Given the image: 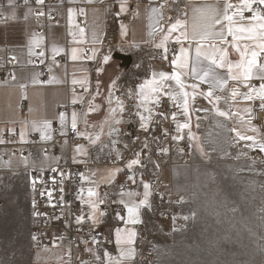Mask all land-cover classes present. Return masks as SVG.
Listing matches in <instances>:
<instances>
[{"label":"crops","instance_id":"0c3cea01","mask_svg":"<svg viewBox=\"0 0 264 264\" xmlns=\"http://www.w3.org/2000/svg\"><path fill=\"white\" fill-rule=\"evenodd\" d=\"M55 2L59 17L55 22L45 26L42 31L37 30L34 9L30 5H21L14 0V6L10 7L8 0L0 2L2 15L0 19V137L4 133L13 134L18 131L19 143L33 146L37 151L35 157H20L13 154L9 147L3 148L2 154L4 153L7 159L0 158V199L12 205L14 200H27L30 237L33 242L31 173L54 167L61 162H78L88 158L92 146L89 144L70 146L67 135L71 129L77 128L80 135L87 137L91 134L94 124L106 125L104 121L108 117L104 112V106L100 108L101 110L94 106L103 99L99 94L107 92L110 83L122 68L120 61L114 58V55L119 53V49L122 54L131 55L133 58L129 70L126 71L127 74H119L118 81L124 85V93L125 91L136 93V99L132 101L138 112L145 117L150 116V119L152 117L156 103L148 104L151 113L145 112L138 105L140 86L146 81H151L155 74L156 80L164 87H169L172 96H176L175 100L172 99L173 104L181 110L182 120L188 125L179 129L191 136L192 143L199 140L206 155H212L216 151L223 153V156L232 155L239 161L248 160L260 151L259 145L264 144V130L251 119L252 109L256 105L264 106V101L259 98L262 82H256L260 80L262 74L259 65H264V59H261V54L264 52H260L255 47L259 39H248L250 35L248 32L235 33L237 38H234L233 35L228 34L227 21L216 25L215 28L207 29L213 33L223 31V38L210 36L207 40L199 39L200 33L206 30L210 21L197 9L209 7L222 9L226 3H231L234 7L229 9L228 14L240 12L244 17L241 19L240 15L233 16L234 28H250L257 25L258 21L252 19L256 11L243 9L242 0H184L185 14L181 16L168 0H146L135 5L132 10V0H55ZM154 8L158 10L156 13L152 11ZM128 13L131 14L129 17ZM111 17L116 22L114 25L110 21ZM177 20L181 21L182 26L172 30V25ZM259 31L257 28V35ZM184 33H187V38ZM165 37H168L167 40ZM162 42L163 47H157ZM201 44H203L201 55L197 57L196 50ZM245 45L249 46L247 50ZM86 46H90V49L87 50ZM213 49L216 50V57L224 64L223 67L214 68L222 82L215 86L200 79L201 69L206 68L209 63L204 56L211 54ZM36 50H40L41 53L40 64L34 61ZM245 51L247 56L243 57L241 53ZM252 51L258 53V66L252 67L251 78L245 79L244 66L237 67V65L245 59L250 60ZM8 55L13 57L14 68L9 77H2V72L8 66L6 62ZM106 56L109 57L107 61L104 59ZM59 57L63 58L62 61L58 60ZM229 67L232 69L231 72L228 70ZM146 68L147 76L141 81L134 82L133 73L138 75ZM45 71L48 73L46 79L43 78ZM160 73H165L168 77L180 73L181 80L189 86L184 89L189 93L187 112L184 111V98L179 94L180 89L175 80H160ZM233 76L237 78L233 79ZM192 84H197L198 87L192 89L190 87ZM79 89L83 91L78 92ZM209 91L213 93L211 97L207 96ZM233 92L236 93L235 96L232 95ZM160 93L152 95L159 96ZM246 96L252 98L246 99ZM221 112L227 115H220ZM150 119L141 123L147 125ZM55 128L57 135L54 134ZM237 133L240 136L253 137L254 140H242ZM32 135L36 136L35 141H31ZM176 137H180V133ZM106 140V137L100 139L99 144L100 142L103 144ZM45 148L51 149L52 153L45 155L43 152ZM195 151V143H193L194 155ZM192 164L171 167L162 175L166 193L170 195L169 203L163 207L152 209L151 190L150 199L146 203H142L144 201L142 190L134 194L125 190L127 193L124 192L125 195L115 202L123 206L126 204L132 206L131 204L138 202L139 211L138 213L134 211L131 220L129 217L125 218L123 226L115 229L113 253L106 252L104 259H99L98 263L93 261L88 264H139L140 244L146 234L156 240L169 236L175 225L167 222L166 225L156 220L155 216L166 211L175 212L178 209V204L182 200L180 195L186 194L179 186L182 182L179 175L189 171L190 167L186 166ZM117 176L118 179L108 184H100L96 189H93L92 182L84 183L83 195L92 190L93 196L98 197L93 214L87 213L91 218L97 219L108 201L103 202L102 199L104 186L107 185L109 193L111 192L107 194L108 198L115 193L117 182L120 181L119 170ZM123 183L124 181L120 182L122 185ZM145 183L150 185L148 181ZM84 211L86 212L85 207ZM140 225L145 228L142 233L138 232ZM160 229L163 234L157 231ZM117 231L120 233V243H117ZM129 239L131 243L128 242ZM36 248L37 246L32 251L31 264H35ZM46 248L45 252L42 251L43 261L39 264H72L67 247L54 245Z\"/></svg>","mask_w":264,"mask_h":264},{"label":"built area","instance_id":"2783aa9c","mask_svg":"<svg viewBox=\"0 0 264 264\" xmlns=\"http://www.w3.org/2000/svg\"><path fill=\"white\" fill-rule=\"evenodd\" d=\"M3 2V0H0ZM21 5H30L34 9L37 30L42 31L45 26L55 22L59 12L55 0H17ZM146 0H132L131 10L135 5ZM179 11L185 14L184 0H168ZM64 5H67L64 3ZM253 11L264 12V5H253ZM131 14L128 13V17ZM175 15V14H174ZM2 15L0 13V19ZM110 21L114 25L112 17ZM85 25V23H83ZM89 50L90 46H86ZM118 49V48H117ZM121 53V50H118ZM40 50H36L34 61L40 64ZM264 59V53L261 54ZM62 57L58 60L62 61ZM6 69L2 77H9L13 67V57H6ZM92 63V62H91ZM90 63V66H91ZM124 73H127L126 71ZM48 73H43L46 79ZM125 78V74H124ZM264 83V80H256ZM119 88H124L121 83ZM79 89L78 92H82ZM118 95H120L118 93ZM118 95H113L108 109L111 119L110 131L107 133L108 144H99L97 130L90 133V137L80 135L79 129H71L67 135L70 146L91 145L88 158L78 162H61L54 167L31 173L30 203L32 209L31 232L37 247H52L60 245L68 248L69 259L72 264H88L95 259H104V254L113 253L115 249L114 231L122 227L126 216L125 206L108 200L97 219L91 218L84 211L82 203L83 185L85 178L96 179L97 169L101 167H115L119 170L122 181L133 179L140 183H150L152 198L150 205L153 210L169 203V194L164 188L162 175L173 166L193 163L195 155L189 134L181 131L178 126L183 123L182 112L171 102V89L164 87L163 93L158 96L152 117L147 123V129L141 127V120L133 101L124 103V111H119ZM117 109L113 115L110 109ZM175 115V119H173ZM119 119V124L115 121ZM251 119L264 130V106L256 105L251 112ZM107 132V131H106ZM180 133L178 139H174ZM57 135V129H54ZM36 136H31L35 141ZM18 131L13 134L4 133L0 137V158L7 159L2 154L4 147L20 157H35L37 151L33 146L21 145ZM58 152V149L56 148ZM45 155L52 153L51 149L43 150ZM138 159L139 163L128 167L132 160ZM142 187V186H141ZM140 187V191L142 188ZM168 221L175 219L174 211L160 213ZM78 223V218H81ZM175 225L180 227L182 221L176 220ZM145 230L143 225L138 227V232Z\"/></svg>","mask_w":264,"mask_h":264},{"label":"rangeland","instance_id":"374dc122","mask_svg":"<svg viewBox=\"0 0 264 264\" xmlns=\"http://www.w3.org/2000/svg\"><path fill=\"white\" fill-rule=\"evenodd\" d=\"M127 70L129 69L121 68L107 92L99 94L104 100H99L94 107L101 110L104 106L106 117L113 95L119 93V101L123 104L136 99V93L125 91L127 95L124 93L125 89L118 86L121 84L118 81L119 74ZM147 70L143 69L138 75L133 73L134 82L143 80L148 74ZM104 123L106 125L98 123L91 128L99 130V139L106 137L110 131L111 119L108 117ZM193 143L196 150L194 162L186 166L190 167L189 171L179 175L182 178L179 186L186 194L180 195L182 200L179 204L176 202L179 206L175 211V219L168 221L162 215L155 216L160 222L175 225L176 220H179L183 225H175L169 236L162 239H152L146 234L140 244L139 264H264V152L257 151L250 159L237 161L232 155L223 156V153L216 151L212 155H206L199 140ZM96 173V179L84 180V183L92 182L93 189L118 179V170L115 167H101ZM120 182L121 179L117 182L115 193L109 198L107 194L111 192L109 193L107 185L104 186L103 202H115L127 192H140L141 186L144 196L145 181L141 186L133 179L124 181L123 185ZM150 190L149 188L148 201ZM97 198L89 196L88 193L82 196L86 213L93 214ZM131 205H125L127 219L128 207L134 208L136 213L139 211L138 207L140 208L138 202ZM157 231L163 234L161 229ZM33 243L30 237L27 200L17 199L12 205L0 199V264H31L32 251L36 247ZM36 249L34 263L39 264L43 261L47 248ZM94 261L98 263L100 260Z\"/></svg>","mask_w":264,"mask_h":264},{"label":"snow or ice","instance_id":"6c2138e0","mask_svg":"<svg viewBox=\"0 0 264 264\" xmlns=\"http://www.w3.org/2000/svg\"><path fill=\"white\" fill-rule=\"evenodd\" d=\"M25 3L28 2V0H24ZM38 3H43L44 0H37ZM8 4L9 6H14V0H8ZM264 5V0H242V7L243 9L247 10V11H253L252 6L253 5ZM234 7V5H232L231 3H226L223 8L221 9L220 7H209L207 9H197V11H200L202 13V15L205 16L206 19H208L210 21V23L207 25V28L204 32L200 33L199 35V39L201 41L203 40H207L210 36H220L221 38H223L224 33L223 31L217 32V33H213L207 29H211V28H215L216 25L218 24H223L225 21L228 22V34L229 35H233L234 38H237L235 36V33H244V32H248L250 33V35L247 37L248 39H259V43H257L255 45L256 48L259 49L260 52H264V13H261L260 11H256L255 15L252 17L253 20L258 21L257 25H254L250 28H243V27H233V16L235 15H240L241 19H243L244 17L242 16V14L240 12L237 13H233V15H229V9H232ZM123 10V8H122ZM153 13H156L158 10L157 9H152ZM178 26H182L181 21L177 20L175 24L172 25V30H175ZM259 29V33L257 35L256 29ZM185 36V38H187V33L183 34ZM168 37H165V40H167ZM193 38L195 39V35L193 36ZM157 47H163V42L160 45H157ZM245 50H247V48L249 47L248 45H245ZM203 48V44L200 45V47L197 48V57H199L201 55V49ZM182 52L184 51L183 49L181 50ZM223 51V50H220ZM216 50L213 49L211 54H205L204 59L207 60L208 66L206 68L201 69L202 75L200 76V79L206 83H209L212 86H215L216 84H220L222 83L219 79V77L217 76L214 68H219V67H223L224 64L222 62L221 59H218L215 55ZM241 55L243 57L247 56V51L242 52ZM257 55L258 53L256 51H252L251 52V59L247 60L245 59L244 61L241 62V64H238L237 67L240 66H244L245 68V72H244V78L245 79H250V71L251 68L254 66H258L257 65ZM105 61H107L109 59V57H105L104 58ZM259 67L261 68V72L262 74L260 75V79L264 80V65H259ZM229 72H231V67H229ZM160 80H171L174 79L176 82V85L178 86V88L180 89V93L183 98H184V102H183V107H184V111L187 112L188 108H187V103H188V96L189 93L184 91V89L186 87H189L187 85H185V83L181 80V75L180 73H176L174 76L172 77H168L167 74L165 73H160ZM233 79H236L237 77L233 76ZM190 87L192 89H196L198 87L197 84H192L190 85ZM164 89V85L160 84L159 81L156 80L155 74L153 75V79L151 81H146L144 84H142L140 86V104L138 105V107H142L144 109L145 112H149L151 113V109L148 107V104L150 102H154V103H158L159 99L158 96H153V93H160L161 91H163ZM213 95V93L211 91H209L207 93V96L211 97ZM233 96L236 95L235 92L232 93ZM246 99H251V96H246ZM259 98L261 99V101H264V83H262L260 85V89H259ZM171 99L175 100L176 96L173 95L171 96ZM111 103V100L109 101ZM117 104L119 106V111L123 112L124 111V106L122 101L117 100ZM117 109L113 108L110 109V112L114 115L116 113ZM137 115H139L140 120L143 122L146 119H150L149 117H145L143 114H141L140 112H137ZM220 115H227V113L221 112ZM173 119H175V115H173ZM121 121L119 119H117L115 121V123L119 124ZM45 127H47V125H45ZM73 127L75 128V122H73ZM142 128H145V130L147 129V125L145 123L141 124ZM188 127L187 124H183V125H179L178 128H186ZM237 135L240 137V139H249V140H254L253 137H244V136H240L239 133H237ZM179 137H174V139H178ZM97 139H99V137H97ZM255 144V141H254ZM260 147V151L264 152V144L259 145ZM139 160L135 159L132 160L130 162V164L128 165L129 168H131L133 165L138 164ZM144 188H145V193H144V201H142V203H146L147 202V198L149 195L148 189L150 188V185L148 184H144ZM89 196L93 195L94 193L92 192V190H89ZM128 213H129V218L131 220L133 213H134V208L132 207H128ZM80 220H82L81 218H78V223L80 222ZM129 243H131V240L129 239L128 241ZM117 243H120V233L119 231H117Z\"/></svg>","mask_w":264,"mask_h":264},{"label":"water","instance_id":"95a60500","mask_svg":"<svg viewBox=\"0 0 264 264\" xmlns=\"http://www.w3.org/2000/svg\"><path fill=\"white\" fill-rule=\"evenodd\" d=\"M114 58L120 61L121 67L125 69H129L133 61V58L131 55L122 54V53H116L114 55Z\"/></svg>","mask_w":264,"mask_h":264},{"label":"bare ground","instance_id":"6f19581e","mask_svg":"<svg viewBox=\"0 0 264 264\" xmlns=\"http://www.w3.org/2000/svg\"><path fill=\"white\" fill-rule=\"evenodd\" d=\"M167 88H169V87H167ZM163 91H164V89H163ZM163 91H162L161 93H163ZM161 93H160V94H161ZM171 96H172V92H171ZM171 96H170V97H171ZM171 102L173 103L172 99H171ZM173 167H174V166H173Z\"/></svg>","mask_w":264,"mask_h":264}]
</instances>
